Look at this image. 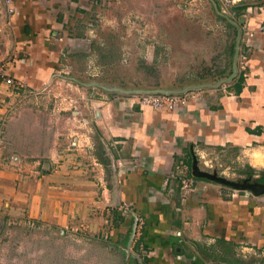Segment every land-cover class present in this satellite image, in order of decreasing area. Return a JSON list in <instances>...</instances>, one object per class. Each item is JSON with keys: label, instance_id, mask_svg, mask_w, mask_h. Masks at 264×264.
Listing matches in <instances>:
<instances>
[{"label": "crops", "instance_id": "crops-1", "mask_svg": "<svg viewBox=\"0 0 264 264\" xmlns=\"http://www.w3.org/2000/svg\"><path fill=\"white\" fill-rule=\"evenodd\" d=\"M11 1L8 13L0 0V67L13 80L0 79V216L28 221L34 232H63L81 208L84 186L82 208L98 205L106 218L110 210L119 219L112 242L134 237L147 264H264V193H234L218 181L236 183L225 177L235 166L264 169L263 36L250 41L245 73L236 75L244 79L239 94L227 91L233 79L224 84L227 94L202 89L172 112L140 109L99 80L93 21L107 20L111 0ZM225 2L230 11L246 5L243 35L264 22V0ZM68 96L73 106L65 113ZM51 153L60 155L56 166ZM183 179L190 189H182Z\"/></svg>", "mask_w": 264, "mask_h": 264}, {"label": "rangeland", "instance_id": "rangeland-1", "mask_svg": "<svg viewBox=\"0 0 264 264\" xmlns=\"http://www.w3.org/2000/svg\"><path fill=\"white\" fill-rule=\"evenodd\" d=\"M224 4L230 5L224 0L218 4L216 0H111L108 21L102 24L93 21L98 36L94 44L96 63L104 71L99 80L131 96L133 91L176 92L201 84L213 85L228 78L234 60L238 71L243 67L240 54L243 52L248 58V52L242 47L241 32L235 57L238 20ZM223 86L220 85L223 88L220 91L227 94ZM72 100L70 96L65 98V113L70 112ZM96 138L98 160L104 165V178L112 188V171L109 173L104 164L107 158ZM31 156L40 158L41 155ZM47 156L56 166L60 155ZM210 170L216 176H224L220 171ZM71 171V168L64 170L68 176L63 177H70ZM227 172L230 173L225 177L236 183L257 184L260 178L248 179L237 166ZM91 177L97 185L95 170ZM69 180L65 179L64 183L70 196L75 186ZM80 191V197L87 198V188L80 186ZM97 194L100 195V190ZM84 198H80L82 205ZM82 205L76 208L75 218L63 232L55 228L34 232L28 221L0 216V264H147L146 255L139 253L137 245L133 246L134 237L123 234L116 244L112 242L110 231L119 219L110 210L106 209L109 211L106 218L107 211L98 205L86 208ZM127 210L126 206L121 208L123 213ZM136 219L135 230L140 231L141 219L138 216ZM211 260L213 264L219 262Z\"/></svg>", "mask_w": 264, "mask_h": 264}, {"label": "built area", "instance_id": "built-area-1", "mask_svg": "<svg viewBox=\"0 0 264 264\" xmlns=\"http://www.w3.org/2000/svg\"><path fill=\"white\" fill-rule=\"evenodd\" d=\"M11 0H5L7 6V12L12 13L13 9L11 6ZM255 33H259L264 38V22L260 23L256 31L246 30L244 38L242 39V47L246 51H249L251 48V39L254 37ZM239 62L243 64V67H240L241 71L246 69L247 58L242 52L240 54ZM0 79L3 80L7 85H13V80L11 78H5V70L0 67ZM224 87V86H223ZM201 90H188L182 94H143V93H134L131 95L132 100L135 105L139 106L140 109H152L159 111H168L172 112L179 108L187 106L191 101L197 99L200 95ZM191 181L188 179H183L181 182L182 189H190ZM238 192V190H235ZM247 195H253L250 192H247ZM254 196V195H253Z\"/></svg>", "mask_w": 264, "mask_h": 264}, {"label": "water", "instance_id": "water-1", "mask_svg": "<svg viewBox=\"0 0 264 264\" xmlns=\"http://www.w3.org/2000/svg\"><path fill=\"white\" fill-rule=\"evenodd\" d=\"M244 22V17H240L239 18V21H238V24L236 25L237 26V31H238V36H237V40H236V48H235V57H237V53H238V45H239V40H240V35H241V28H240V24H243ZM235 60L232 64V72L231 74L229 75L228 78H225V79H221L220 81H218L217 83L213 84V85H208V84H201V85H198V86H195V87H186L180 91H161V90H156V91H148L149 93H160V94H177V93H184L188 90H202L204 88H218L220 87L221 84H228L230 83L237 75L238 71L236 69V64H235ZM111 91H116V92H120V93H127V91H124L122 89H112ZM134 93H146V91H133ZM195 175L196 176H206L205 174H202V173H198L195 171ZM218 181L222 182V183H226L228 185H230L231 187H233V189H236V190H248L250 191L253 195L255 196H259L261 194L264 193V183L260 184V183H257V184H251V183H248L246 182L245 184H236V183H229V182H226L222 179H218Z\"/></svg>", "mask_w": 264, "mask_h": 264}, {"label": "trees", "instance_id": "trees-1", "mask_svg": "<svg viewBox=\"0 0 264 264\" xmlns=\"http://www.w3.org/2000/svg\"><path fill=\"white\" fill-rule=\"evenodd\" d=\"M246 5H242V6H237L235 8L231 9V13L236 16L237 20H239L240 17H242L245 14L246 11ZM228 26L230 28H234L231 24H228ZM243 77L242 75H238L236 78H234L233 80V85L232 87H229V89L227 90L228 92H232V90L236 93L239 94L242 90V84H243ZM107 162V161H106ZM105 166L107 165V163H104ZM241 170H243L246 174V176L248 178H250L252 175H257L260 176V178L257 180L258 183L262 184L264 183V169H255V168H251L248 165H245V167H243Z\"/></svg>", "mask_w": 264, "mask_h": 264}, {"label": "flooded vegetation", "instance_id": "flooded-vegetation-1", "mask_svg": "<svg viewBox=\"0 0 264 264\" xmlns=\"http://www.w3.org/2000/svg\"><path fill=\"white\" fill-rule=\"evenodd\" d=\"M239 21V20H238Z\"/></svg>", "mask_w": 264, "mask_h": 264}]
</instances>
